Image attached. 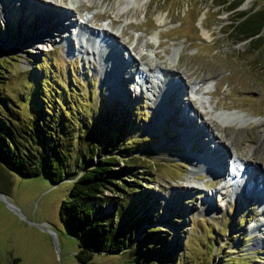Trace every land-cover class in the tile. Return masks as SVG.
Returning <instances> with one entry per match:
<instances>
[{
  "label": "rangeland",
  "instance_id": "1",
  "mask_svg": "<svg viewBox=\"0 0 264 264\" xmlns=\"http://www.w3.org/2000/svg\"><path fill=\"white\" fill-rule=\"evenodd\" d=\"M77 1L79 5L73 7L72 0H5L8 7L0 18V88L11 100L8 105L15 110L20 107L23 117L32 122L41 97L50 115V108L58 113L61 108L66 110L61 117L68 127L83 133L80 148L93 147L95 135L103 141V134L119 130L118 141L130 140L124 150L143 151L140 158L129 160L136 164L138 177L128 179V192L120 200L125 201L123 210L132 216L131 228L137 235L148 231V236L159 237L154 251H164L169 259L160 264H264V244H255L264 228L252 233L264 224V213L258 204L249 202L246 177L239 174L232 181L239 187H228L232 185L228 176L240 168L235 162L240 152L251 165L259 166L257 175L264 183V154L260 149L258 153L247 151L264 136V126L256 123L264 125V45L258 48L248 40L238 42L231 32L241 11L262 8L264 0H244L236 8L230 7V0H149L141 18L132 22L115 20L109 10L115 0L98 5ZM36 2L70 9L76 25L93 15L86 24L116 35L123 56L136 60L134 74L137 69L144 71L150 82L135 84L139 74L127 75L120 80L126 96L114 93L112 83L118 76L113 72L110 49L78 43L77 28H70L66 40L54 48L37 50V38L31 32L40 27ZM160 18L165 24L159 23ZM141 54L150 65L164 69L162 73L150 72ZM167 70L179 77L190 74L191 80L182 79L193 109L202 114L198 122L209 123V117L218 116L227 122L216 120L219 129L209 123L210 132L229 150L222 175L200 169L202 178L197 179L196 168L186 160L178 116L159 121L155 107L171 77ZM194 82L208 89L205 101L198 98ZM221 126L226 128L222 131ZM207 132L205 126V138ZM208 144L215 147L213 141ZM71 184L63 180L53 185L44 174L21 176L0 162V264H77L80 241L67 233L58 214ZM105 209L111 211L110 204ZM128 257V252L95 253L93 261L122 264Z\"/></svg>",
  "mask_w": 264,
  "mask_h": 264
},
{
  "label": "trees",
  "instance_id": "2",
  "mask_svg": "<svg viewBox=\"0 0 264 264\" xmlns=\"http://www.w3.org/2000/svg\"><path fill=\"white\" fill-rule=\"evenodd\" d=\"M243 1L230 0L229 5L236 8ZM238 17L239 21L231 26L235 39L248 40L249 45L256 44L258 48L264 45V7L248 13L241 11ZM38 100V114L31 122L23 117L20 107L15 110L8 105L11 100L0 88V162L21 176L44 174L53 185L63 180L72 182L67 197L60 202L58 214L67 233L80 241L75 253L77 264H96L95 253L122 252L129 253L122 264L166 263L169 259L164 251L159 254L154 251L159 246V237L148 236V231L137 235L131 228L132 216L123 210L125 201L120 200L122 193L128 192V179L138 177L136 164L133 166L129 160L140 158L143 151L124 150L130 140L118 141L119 132L122 134L119 130L103 134V141L95 135L94 148H80L83 133L76 134V130L68 127L61 117L66 110L61 108L58 113L48 105L50 115L42 107L43 99ZM107 204L111 211L105 209Z\"/></svg>",
  "mask_w": 264,
  "mask_h": 264
},
{
  "label": "bare ground",
  "instance_id": "3",
  "mask_svg": "<svg viewBox=\"0 0 264 264\" xmlns=\"http://www.w3.org/2000/svg\"><path fill=\"white\" fill-rule=\"evenodd\" d=\"M11 1H15V0H11ZM103 1L104 0H88V3L89 4L97 3L98 5V4H102ZM6 2L8 3V6L11 4V3L9 4L8 1ZM6 2L5 0H0V18L2 15H5L6 13V8L8 7ZM148 2L149 0H115L110 6L109 10L113 14L115 20L122 19V20L132 22L133 19L141 18V16L146 11ZM36 3L38 5V6L36 5L38 9L37 20L40 21V27L38 28L36 26L35 29H31V32L32 34H34V37L37 38L36 41L39 45L35 47L37 50H41L42 47H43L42 50H49V49L54 48L61 41L64 42V40H66L65 36L67 34V31L70 30V28H79L80 33H82V35L86 39L85 40L86 45L91 46V44H93L94 46L95 45L99 46L97 45V43H92V42H94L95 39L103 38V42L101 41L102 42L101 44L103 45H100V46H105L106 48L110 49V52L112 53L111 57L114 58L113 59V72L115 75L118 76V79L115 80L116 83L115 82L112 83V85H114V93L118 94L119 96H126L125 90L120 84V80H122L127 75L134 78L136 74L137 75L139 74L138 75L139 80H141L143 84H145V82H150L149 75L145 74L144 71H140L136 68L137 72L134 74L135 70H133L132 67L135 66L136 60H134V58L131 57L132 55L131 56L128 55L127 57L123 56V50L120 51L121 45L119 44V42H117L116 35L109 33V31H107L106 29L90 28L86 24V20L92 18L93 15L86 16L84 18L85 21L81 23L78 22L76 25L77 21L76 19L73 18V15L70 9L68 8L61 9L62 8L61 6H56L49 2L48 3L36 2ZM71 4L73 5V7H76L79 5L77 0H72ZM49 7H53V9L50 10ZM51 11L54 13V15H51L52 14ZM164 22L166 21L160 18L159 23L162 25V24H165ZM42 26L44 27L42 28ZM203 27L205 28V26ZM40 31L45 34L40 35L39 34ZM94 34H97L98 36H95ZM7 46H2V47H7ZM140 50L141 49L139 48V51ZM137 53H140V52L137 51ZM140 59L143 60L147 64L150 72L162 73V70H164L160 68L158 64L154 66L150 65L144 54H141ZM158 69H160V71ZM106 73L108 77H110L109 76L110 73L108 71H106ZM167 73L171 77H169L166 80V84H165L166 87L163 90L164 92L162 95L157 97L159 102H157L156 107H155L156 111L159 112L158 114L159 121L163 123L165 120L172 119L171 116L175 117V114L178 116L179 120L182 123V124L180 123L178 124L180 127L179 135H180L181 143L183 144V146H185L184 149L187 152L186 160L191 162L190 165L196 168L195 170H193V172H196V171L198 172V173L196 172L197 179L202 178L201 175L203 174V172H200L199 171L200 169H203V171L206 174H209V172H211L213 174L215 173L214 175L216 176L222 175V173L225 172L226 165L229 163L225 159L227 155H229V150L225 142L218 141L217 136L214 133L210 132V127H209V123H213V125H215L217 129H219L217 121L220 120L224 122V120H221L222 116L221 117L218 116L216 119L213 117H209L208 118L209 123L207 122L208 120L203 121V123L198 122L196 118L198 116L200 117L202 114L198 111V109H193L194 108L193 100L187 96L186 91L188 87H187V84L183 82L184 78H186L187 80L188 79L191 80L190 74L185 73L184 74L185 77H182V76L179 77V76H176L177 74L174 71H171V72L168 71ZM194 84L197 86L196 92L198 91V98H201L203 101H205L204 95L206 94V89H203L204 86L202 85L200 86V88H198L199 83L196 84L194 82ZM193 92H194L193 96H195L196 98L197 94L195 93V91ZM156 93L154 94L155 96H156ZM202 100L201 102L199 101V103L204 104L205 102H203ZM160 115H161V120H160ZM224 123H227V122H224ZM256 123H258L257 124L258 126H260L261 124L260 127L264 126L262 122L260 123L256 122ZM205 126L209 128V133H210V134H208V132L206 133L207 134L206 138L203 136ZM222 128H226V127L221 126L220 130H222ZM263 132H264V129H263ZM207 138L208 140H206ZM227 139L228 138L226 137L225 140ZM212 141L215 144V147L209 146L208 142H212ZM195 144L198 146V149L194 150L193 146ZM233 147L235 150L238 151L237 146H233ZM214 148H217V150H213ZM257 149H260L259 152L264 154V136L260 137L259 143L256 146L254 145V146L248 147L247 151L258 153ZM239 154L240 155H237L235 157V162L237 161V163H239L240 168L238 167L237 169L235 168L236 170L234 172V175L229 174L230 178L228 177V181L230 182L234 181V179L238 177L239 174L242 175L243 177H246L245 182H246V187L248 189L247 196H248L249 202L252 201L254 204H258L259 207L261 208V212L264 213V183L261 182L263 181L262 178H260L261 175L260 174L257 175L260 168L259 166L251 165L249 163V160H247V158L244 157L243 153L240 152ZM214 179H219V178H213V180ZM258 183L260 184L258 185ZM189 185L191 186V184ZM230 186L236 187V188L239 187V185H236L233 182H232V185L230 184ZM231 189L235 190L234 188H231ZM251 190H253L254 192H251ZM256 227H254L252 233H254L255 231L256 232L262 231L261 229L262 227L264 228V224L261 227L259 226H256ZM255 244L257 245L264 244V233H260L258 235V237L255 240Z\"/></svg>",
  "mask_w": 264,
  "mask_h": 264
},
{
  "label": "water",
  "instance_id": "4",
  "mask_svg": "<svg viewBox=\"0 0 264 264\" xmlns=\"http://www.w3.org/2000/svg\"><path fill=\"white\" fill-rule=\"evenodd\" d=\"M9 205H10L12 208H14L10 203H9Z\"/></svg>",
  "mask_w": 264,
  "mask_h": 264
}]
</instances>
